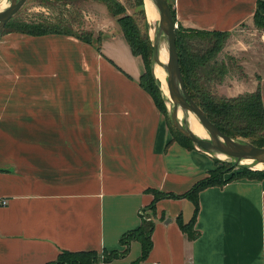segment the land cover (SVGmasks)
<instances>
[{"label":"crops","instance_id":"crops-1","mask_svg":"<svg viewBox=\"0 0 264 264\" xmlns=\"http://www.w3.org/2000/svg\"><path fill=\"white\" fill-rule=\"evenodd\" d=\"M183 26L251 30L234 49L245 76L228 95L261 88L257 0H169ZM114 21L101 46L73 34L11 31L0 47V264H43L63 249H125L153 189L184 193L214 155L173 137L141 83L144 64ZM248 27V28H247ZM115 29V30H114ZM195 196L154 201L152 247L139 264H264V178L237 176ZM152 211V210H151ZM193 220V238L184 228ZM143 249L95 264H132Z\"/></svg>","mask_w":264,"mask_h":264},{"label":"trees","instance_id":"trees-1","mask_svg":"<svg viewBox=\"0 0 264 264\" xmlns=\"http://www.w3.org/2000/svg\"><path fill=\"white\" fill-rule=\"evenodd\" d=\"M37 1L49 9L56 8V10H60V13L52 14L48 10L46 12L36 11L29 16H20L14 20V31H22L32 35L51 32L68 33L76 35L88 42H95L92 38V31L82 28L76 29L73 25L81 21V19H79V10L83 7L81 5L84 0ZM99 1L105 3L108 10H111L113 12L112 14L117 16L116 18L120 23L122 33H124L130 48H132L135 54H142L152 49L153 46L148 27L140 28L131 15L124 13L125 5L121 3L120 0ZM138 2L142 4V10L145 13L144 0H138ZM67 7H69V9L72 8L73 11L71 14L67 12V15H64V9ZM172 10L175 16L173 7ZM254 20L258 28L264 29V0H257ZM178 25L179 26L176 27V44L178 46L179 61L187 90L190 91L197 103L205 109L210 119L217 123L225 133L233 137L252 140L256 144L264 146V142L257 139L258 135L264 136V103L262 102L261 88L258 86L255 90L240 92L234 95L218 94L217 91L214 90V85L218 81H221L226 73L225 63L222 64L219 60H216V56L218 50L225 45L226 35L229 34L230 31L223 29L185 27L181 23H178ZM101 39L102 36L100 34L96 40V46L98 48L101 46ZM140 77L142 85L153 94L157 106L165 113L173 132L171 122L169 121L168 107H166L163 92H161L159 85L156 83L155 77L148 70L143 71ZM178 131L182 137L174 136V132L173 137L178 138L188 146L197 145L191 137L186 136L179 128ZM216 160L217 159L214 157V161ZM223 161L232 167H235L236 164L241 165L242 169L227 177H220V174L211 175L214 170V168H212L206 176L197 180L191 190L184 193L176 194L170 191L153 189L154 201L162 196L177 197L182 195H193L195 196L194 220L198 210L197 192L201 188L209 184L222 185V183H225L229 179L237 178V176L264 178V168H256L248 164L235 163L233 159ZM154 201L140 212L142 213L141 224L126 231L120 237V242L127 244L125 249L120 250L118 248L111 251L104 249L103 252L97 249H63L58 253L55 259L47 260L43 264H95L99 260H108L126 254L129 242L133 238L140 239L143 244L141 254L136 257L132 263L139 264L149 254L153 245L152 231L154 229V216L152 212L155 206ZM149 213H151V215H148ZM193 220L185 224L181 217H179L181 225L189 231L191 238L198 233L196 229L192 227Z\"/></svg>","mask_w":264,"mask_h":264},{"label":"rangeland","instance_id":"rangeland-1","mask_svg":"<svg viewBox=\"0 0 264 264\" xmlns=\"http://www.w3.org/2000/svg\"><path fill=\"white\" fill-rule=\"evenodd\" d=\"M120 1H121V3H123L125 5L124 13H128L129 15H131L133 17V19L137 22L138 26H140V28L141 27L142 28L148 27V32L150 33L152 46L158 40L159 45L161 43H163L169 49L166 34L159 33L157 31L158 30V22H156V24L154 23V30L152 28V24L149 22V17L147 15V5H146L145 0H144L145 11H146L145 13L142 10V4L139 3L138 0H120ZM8 2H9V0H6V4L4 6L5 8H6V5L8 4ZM81 6H83L79 10V19H81V21H80V23H76L73 25L76 29L82 28L84 30L92 31V34H93L92 38L95 41L94 42L95 44L97 43L96 40L100 34L102 36V39L106 35H111V31H113V25H111L112 21L115 22L114 23V25L116 26L115 29L118 28L122 32L120 23L118 22V19L116 18L117 16L113 15L112 14L113 12L111 10L110 11L108 10L107 5L105 3H103L99 0H88V1L84 0V1H82ZM48 10L52 14H59L60 13V10L58 11V10H56V8H54V9L50 8L49 9L45 5L38 3L37 0H27L22 5V8L20 9V11H18L12 18H10L7 21L5 28L0 33V47L7 45L8 40H7V38H5V36L9 32L14 31L13 28L15 26V23H14L15 18H18L20 16H29V15L35 13L36 11H45L46 12ZM72 11H73L72 8L69 9V7H67L64 9V15H67V12L69 14H71ZM178 26L179 25L177 24V27ZM256 27H257V25H256ZM232 32H230L229 34L226 35V40L224 43L225 45L220 50H218L217 56H216V60H219L220 63H222V64L225 63V65H226V73H225L224 78L221 81H218L214 85V90H216L218 94L228 95L227 92H230L231 90L236 89V87H237L236 82H237L238 78L239 77L242 78L243 76H245V73L243 71V67H242L241 63L235 57L234 54L232 55L231 52H233L234 49H240V50L241 49H247L246 47L249 46L248 44H250V43L253 44V42L256 41L253 36L250 37L251 36V30L250 29H247V30L238 29V30L234 31V34H232ZM102 39H101V42H102ZM247 42H250V43H247ZM153 54H154V51H153V47H152V49H150L149 51L142 53V54H137V55L141 58V60L144 64L143 71L148 70L155 77L154 68H155L156 62H154ZM155 81L159 85L161 92H163L166 107H168L169 121L171 122V126H172V129L174 132V136L176 135L177 137H180L181 134L178 131L177 125L175 124V122L172 121V112L174 110V106H173V101H172L171 95L170 94L167 95V93L164 91V89L162 87L161 79L159 77L158 78L155 77ZM167 87H168V84H167ZM168 92L170 93L169 90H168ZM179 108L184 109L182 106H180ZM190 111H191V109H190ZM192 111H191V113H192ZM183 114H184V112H183ZM186 116L185 117L183 116L182 118H179V117L178 118L185 125H188V121H187ZM257 139L264 142V136L263 135H258ZM213 155H214L215 159H217L218 161L217 160L215 161V167H214V170L211 173V175L220 174V177H222V176L227 177V176L231 175L232 173H237L238 170L242 169L241 165L236 164L235 167H232L231 165L224 163L223 160H232L231 157H229L230 159H223V158L218 159L216 152H213ZM245 163H247V162H245ZM247 164L251 165V167H255L252 163L251 164L247 163ZM148 215H151V213H149Z\"/></svg>","mask_w":264,"mask_h":264},{"label":"water","instance_id":"water-1","mask_svg":"<svg viewBox=\"0 0 264 264\" xmlns=\"http://www.w3.org/2000/svg\"><path fill=\"white\" fill-rule=\"evenodd\" d=\"M27 0H9L6 8L0 11V33L5 28L7 21L12 18ZM156 4L159 12V18L153 21V24L158 22V32L164 33L167 36L169 46L168 62L164 65L167 72L168 90L173 101L174 110L172 112V121L186 135L205 151L211 153H226L234 162L247 164L244 159H254L253 165L256 162L264 163V146L258 145L252 140H247L239 137H233L225 133L217 123L210 119L205 109L197 103L190 91L186 88L185 78L182 74V69L179 61V51L176 44L177 37V22L173 15L172 5L169 0H152ZM157 40V39H156ZM154 62L160 60V47L158 40L154 43ZM182 106L185 110H193L199 120L207 128L209 137H203L195 133L189 125H185L178 118L179 107ZM251 166V165H250Z\"/></svg>","mask_w":264,"mask_h":264},{"label":"bare ground","instance_id":"bare-ground-1","mask_svg":"<svg viewBox=\"0 0 264 264\" xmlns=\"http://www.w3.org/2000/svg\"><path fill=\"white\" fill-rule=\"evenodd\" d=\"M146 5H147V15L149 17L150 21L155 20L156 18H159V12L157 10L156 4L152 0H145ZM6 4V0H0V11L4 10V6ZM152 28L154 30V24L151 22ZM160 47V60L157 61L155 68H154V74L155 77H159L162 82V87L164 91L169 95L170 93L168 92V87H167V72L162 64V62L167 63L168 58H169V49L167 46H165L163 43L159 45ZM160 81V80H159ZM192 111V110H191ZM190 109L189 110H184L182 108H179L178 110V117L182 118L183 116L187 118L188 125L189 127L198 135L203 136V137H209V133L207 128L203 125V123L199 120L198 116L192 111L191 113ZM184 112V114H183ZM195 114V115H194ZM217 156L221 159H230L229 156L226 153H217ZM245 162L247 163H253L255 160L254 159H244ZM256 168H264V163L263 162H256L254 164Z\"/></svg>","mask_w":264,"mask_h":264},{"label":"built area","instance_id":"built-area-1","mask_svg":"<svg viewBox=\"0 0 264 264\" xmlns=\"http://www.w3.org/2000/svg\"><path fill=\"white\" fill-rule=\"evenodd\" d=\"M7 202V199L6 198H1L0 199V203H6Z\"/></svg>","mask_w":264,"mask_h":264}]
</instances>
